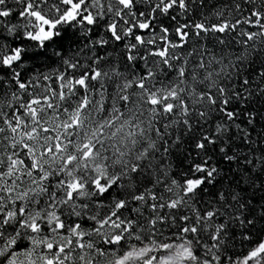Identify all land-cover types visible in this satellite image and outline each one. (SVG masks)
I'll return each mask as SVG.
<instances>
[{
    "label": "snow or ice",
    "instance_id": "6c2138e0",
    "mask_svg": "<svg viewBox=\"0 0 264 264\" xmlns=\"http://www.w3.org/2000/svg\"><path fill=\"white\" fill-rule=\"evenodd\" d=\"M0 264H264V0H0Z\"/></svg>",
    "mask_w": 264,
    "mask_h": 264
}]
</instances>
